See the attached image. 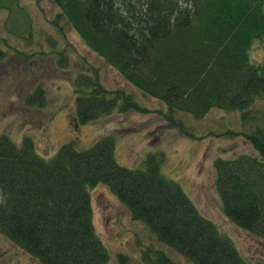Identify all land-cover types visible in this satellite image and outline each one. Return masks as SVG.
Segmentation results:
<instances>
[{"label": "trees", "instance_id": "trees-1", "mask_svg": "<svg viewBox=\"0 0 264 264\" xmlns=\"http://www.w3.org/2000/svg\"><path fill=\"white\" fill-rule=\"evenodd\" d=\"M52 1L58 18L91 52L170 113L201 119L212 109L240 112L245 129L238 135L258 156L216 159L214 187L227 219L264 241V58L259 64L250 59L252 44L264 40V0ZM5 58L0 49V63ZM72 86L80 124L116 109L145 112L133 94L107 90L89 73H79ZM25 105L43 107L44 91ZM114 148L113 137L106 136L83 151L63 145L44 160L30 139L16 147L0 136L1 233L39 264H106L89 194L105 185L133 220L191 263L249 264L180 186L161 174L162 154L146 156L133 170L116 162ZM142 264L175 263L147 248Z\"/></svg>", "mask_w": 264, "mask_h": 264}, {"label": "rangeland", "instance_id": "rangeland-1", "mask_svg": "<svg viewBox=\"0 0 264 264\" xmlns=\"http://www.w3.org/2000/svg\"><path fill=\"white\" fill-rule=\"evenodd\" d=\"M58 15L52 0H0V49L6 53L0 63V136L16 147L30 139L44 160L52 159L63 145L83 151L112 136L116 162L133 170L146 156L162 154L161 174L180 186L246 262L264 264V241L227 219L214 187L216 159L258 156L238 135L245 129L240 112L212 109L201 119L170 113L163 102L131 88ZM263 58L264 40H256L250 59L259 64ZM82 72L95 76L107 90L133 94L145 112L116 109L111 116L80 124L72 83ZM39 89L45 105L27 108L25 100ZM89 194L93 227L108 254L106 264H142L147 248L161 250L175 264H193L161 244L144 223L133 220L107 186L98 185ZM0 264L39 263L0 231Z\"/></svg>", "mask_w": 264, "mask_h": 264}]
</instances>
